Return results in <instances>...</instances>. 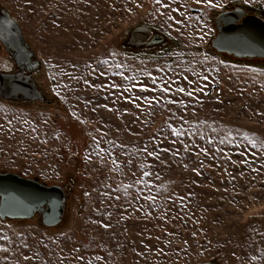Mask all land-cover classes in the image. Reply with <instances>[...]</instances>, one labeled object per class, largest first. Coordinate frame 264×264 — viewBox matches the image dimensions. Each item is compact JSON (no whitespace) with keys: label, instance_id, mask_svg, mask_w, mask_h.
<instances>
[{"label":"rangeland","instance_id":"obj_1","mask_svg":"<svg viewBox=\"0 0 264 264\" xmlns=\"http://www.w3.org/2000/svg\"><path fill=\"white\" fill-rule=\"evenodd\" d=\"M217 2L0 0L53 100L0 98V169L69 195L56 227L1 220L0 264H264V62L208 49L264 0ZM138 25L165 42L124 46Z\"/></svg>","mask_w":264,"mask_h":264},{"label":"water","instance_id":"obj_2","mask_svg":"<svg viewBox=\"0 0 264 264\" xmlns=\"http://www.w3.org/2000/svg\"><path fill=\"white\" fill-rule=\"evenodd\" d=\"M216 35L208 49L235 61L264 62V19L248 14L239 6H230L214 19ZM166 37L147 25H138L129 32L124 46L134 49L162 45ZM0 42L14 60L16 71L0 70V98L5 101H43L33 73L42 65L31 49L20 24L7 9L0 7ZM28 71V73H26ZM68 192L61 184H47L36 178L0 169V221L29 220L38 216L43 226L56 227L67 212ZM200 264H220L203 261Z\"/></svg>","mask_w":264,"mask_h":264},{"label":"flooded vegetation","instance_id":"obj_3","mask_svg":"<svg viewBox=\"0 0 264 264\" xmlns=\"http://www.w3.org/2000/svg\"><path fill=\"white\" fill-rule=\"evenodd\" d=\"M241 7H243L245 10H246V12L248 13V14H254V15H257V16H259V17H261V18H263L264 19V10H262V7L260 6V5H256V7H255V9H249V8H247L246 6H244V5H241ZM152 30V29H151ZM13 71H16V69L15 70H13ZM40 71V70H39ZM26 73H28V71L26 72ZM35 73H33L32 74V76L34 75ZM34 76H36V74L34 75ZM36 80V79H35ZM37 82V81H36ZM39 86V85H38ZM40 88V87H39ZM41 90V89H40ZM42 91V90H41ZM43 93V92H42ZM46 103V102H45ZM53 103V101H51V103H47V104H52Z\"/></svg>","mask_w":264,"mask_h":264},{"label":"snow or ice","instance_id":"obj_4","mask_svg":"<svg viewBox=\"0 0 264 264\" xmlns=\"http://www.w3.org/2000/svg\"><path fill=\"white\" fill-rule=\"evenodd\" d=\"M197 2L199 3V2H201V0H197ZM203 2H204L208 7H214V6H215V7H222V2L214 3V0H203ZM163 91H164V92H168L169 89H168L167 87H165V88L163 89ZM179 91L184 92L185 89H184V88H180ZM188 95H192V93L189 92ZM252 143H253V145H255V144H256V141L253 140ZM153 155H155V153H153Z\"/></svg>","mask_w":264,"mask_h":264},{"label":"trees","instance_id":"obj_5","mask_svg":"<svg viewBox=\"0 0 264 264\" xmlns=\"http://www.w3.org/2000/svg\"><path fill=\"white\" fill-rule=\"evenodd\" d=\"M3 100V99H2ZM5 101V100H4ZM69 201V200H68ZM37 218H39L38 216H36ZM22 221V220H21Z\"/></svg>","mask_w":264,"mask_h":264}]
</instances>
